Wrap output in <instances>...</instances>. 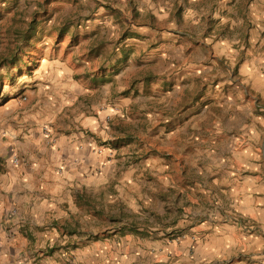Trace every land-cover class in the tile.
Here are the masks:
<instances>
[{"label": "rangeland", "instance_id": "374dc122", "mask_svg": "<svg viewBox=\"0 0 264 264\" xmlns=\"http://www.w3.org/2000/svg\"><path fill=\"white\" fill-rule=\"evenodd\" d=\"M11 100L27 136L83 132L119 152L120 172L151 159L149 192L170 209L182 199L264 241V0H0V105ZM248 198L258 218L237 212Z\"/></svg>", "mask_w": 264, "mask_h": 264}, {"label": "crops", "instance_id": "0c3cea01", "mask_svg": "<svg viewBox=\"0 0 264 264\" xmlns=\"http://www.w3.org/2000/svg\"><path fill=\"white\" fill-rule=\"evenodd\" d=\"M22 113L15 100L0 105V264H215L233 251L236 264L264 261L258 236L151 194L153 160L120 172L119 152L83 132L27 136ZM96 126L88 120L82 129ZM107 198L125 210L108 214ZM86 203L101 205L108 219ZM258 204L245 199L237 212L258 218Z\"/></svg>", "mask_w": 264, "mask_h": 264}, {"label": "built area", "instance_id": "2783aa9c", "mask_svg": "<svg viewBox=\"0 0 264 264\" xmlns=\"http://www.w3.org/2000/svg\"><path fill=\"white\" fill-rule=\"evenodd\" d=\"M45 131H46V135L48 136V135H49V129L46 128ZM99 153H102V151H99ZM18 162H19V161H18V159H16V158H15L14 161H13V163L16 164V165H18ZM12 213H13V215H16V211H13Z\"/></svg>", "mask_w": 264, "mask_h": 264}, {"label": "trees", "instance_id": "16d2710c", "mask_svg": "<svg viewBox=\"0 0 264 264\" xmlns=\"http://www.w3.org/2000/svg\"><path fill=\"white\" fill-rule=\"evenodd\" d=\"M35 32H36V29H32L30 34L33 35V34H35Z\"/></svg>", "mask_w": 264, "mask_h": 264}]
</instances>
